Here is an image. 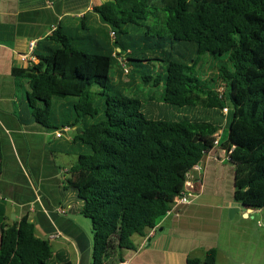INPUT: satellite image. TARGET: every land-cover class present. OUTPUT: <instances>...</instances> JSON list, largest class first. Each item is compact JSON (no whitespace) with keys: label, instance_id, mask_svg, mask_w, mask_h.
I'll use <instances>...</instances> for the list:
<instances>
[{"label":"trees","instance_id":"16d2710c","mask_svg":"<svg viewBox=\"0 0 264 264\" xmlns=\"http://www.w3.org/2000/svg\"><path fill=\"white\" fill-rule=\"evenodd\" d=\"M93 11L116 34L122 76L133 64L161 61L166 74L155 84L164 87L165 105L199 107L214 116L228 109L224 142L211 117L148 118L139 99L109 94L113 50H84L81 39L61 27L47 38L55 45L49 56L13 70L28 85L27 105L36 123L55 132L78 127L73 141L87 152L69 170L64 189L77 194L81 215L91 223L94 264L135 250L133 237L156 229L184 192L187 175L216 148L217 135L218 148L231 152L235 166L234 201L264 209V0H110ZM137 40L145 45L137 47ZM167 42L197 59H178ZM207 57L216 79L196 72ZM131 74L129 69L126 76ZM54 99L74 100L69 116L55 123ZM52 255L49 240L37 236L27 216L7 223L0 212V264H49ZM217 257L213 249L189 264H216Z\"/></svg>","mask_w":264,"mask_h":264},{"label":"crops","instance_id":"0c3cea01","mask_svg":"<svg viewBox=\"0 0 264 264\" xmlns=\"http://www.w3.org/2000/svg\"><path fill=\"white\" fill-rule=\"evenodd\" d=\"M108 1L0 0V212L7 223L27 216L37 236L49 240L52 264H94L93 235L83 221L82 202L75 192L64 189L69 170L87 150L73 141L78 127L57 138L58 131L33 120L25 95L19 96V89L25 86L27 93L28 85L15 78L13 70L27 69L49 56L55 45L47 38L59 27L64 34L80 38L84 50H113L117 57L121 49L115 46L113 30L93 11ZM33 41L37 61L30 65L21 56L28 54ZM68 102L62 106L64 115L74 100ZM162 110L153 105L157 114ZM209 117L221 126L223 136L227 116L209 113ZM221 152H210L201 162L202 170L193 173L202 183H195V197L189 203L174 206L152 233L134 236L135 250L118 252L103 264H189V260L203 261L213 249L218 251L216 264H246L244 246L231 250L229 242L223 247L222 240L230 232V222L240 215L249 221L260 210L232 207L235 166L221 158ZM61 155H74L75 160L61 162ZM59 209L66 213L60 214Z\"/></svg>","mask_w":264,"mask_h":264},{"label":"rangeland","instance_id":"374dc122","mask_svg":"<svg viewBox=\"0 0 264 264\" xmlns=\"http://www.w3.org/2000/svg\"><path fill=\"white\" fill-rule=\"evenodd\" d=\"M128 31L130 33H136L138 30L135 27H129ZM137 47L144 46L145 43L137 40L135 42ZM147 44H151L147 41ZM167 49L171 50L175 57L178 59H192L196 60V56L189 55L182 46L178 43L171 44L167 42ZM152 46V45H151ZM110 49L113 48V43L109 44ZM159 50V49H157ZM150 52V51H149ZM124 56H121L123 59ZM139 58V57H138ZM141 58V57H140ZM151 56H147L142 59H150ZM208 58V57H207ZM201 58L203 63L198 65L196 72L199 76L205 79H216L217 70L215 64L208 58ZM116 62L113 65L111 78H112V91L110 95H123L133 99H139L143 103V113L148 118L167 120V121H177L184 117L206 119L209 117L208 114L204 113L201 109L198 108H178L167 106L162 101V96L164 92L163 85L156 87V78L157 76H165L166 74V63L161 61H145L142 65L139 63L133 64L129 69L131 70V75L122 76V63L119 59L115 60ZM217 61V60H216ZM225 61V58H221L217 61L216 66H220L219 63ZM128 69V70H129ZM143 77H150L151 79L146 82L143 80ZM212 86L211 83L208 84ZM220 86V85H219ZM25 86L19 89V96L25 95L24 103H27V97L25 92ZM69 100H60L54 99L53 103V117L52 122L55 123L56 119H64L69 116L70 112L67 111L66 115L62 113V106L68 104ZM99 101H103L100 99ZM153 105L162 106L163 110L159 114L157 111H153ZM72 106H70L71 109ZM198 110L197 115L195 112ZM201 111V112H199ZM215 112V111H214ZM210 118V117H209ZM90 122V121H89ZM74 135V133H73ZM223 142L228 139V129L226 128L223 136L221 137ZM61 141H66L62 139ZM75 147V145H71ZM70 146V147H71ZM61 162L72 163L75 160L74 155H61ZM78 203V202H77ZM80 205V202L78 203ZM255 214L251 216V220L244 221L239 216L234 222H230L228 225L230 227V232L227 235V238H223L222 245L225 247V243L229 242L231 250H234L235 247L239 249L240 245H243V254L246 257V264H264V209L259 212H254ZM241 214V213H240ZM230 218V217H229ZM83 221L88 223L91 227V223L88 219L83 218ZM227 224V222H226ZM244 231V232H242ZM225 250H228L225 248ZM49 264H52L49 262Z\"/></svg>","mask_w":264,"mask_h":264},{"label":"built area","instance_id":"2783aa9c","mask_svg":"<svg viewBox=\"0 0 264 264\" xmlns=\"http://www.w3.org/2000/svg\"><path fill=\"white\" fill-rule=\"evenodd\" d=\"M111 36L113 39H116V34L115 32H112L111 33ZM35 48H36V43L33 41L31 42L30 46H29V52L28 54L26 55H22L21 56V61L22 62H27L29 63L30 65H32L35 61H37L36 57H35ZM117 59H119L121 61V63H124V60L121 58V57H117ZM33 66V65H32ZM31 67V66H30ZM128 69L125 70V73H128ZM225 115L228 114V109H225L224 112H223ZM71 131V128L70 127H67V128H64V129H61L59 130L57 133H56V137L57 138H62L64 137V135L66 133H69ZM219 140H220V136L217 135L216 136V141H215V146L216 148H214L211 152L214 153V150H222L221 148H218L219 146ZM210 153V152H209ZM208 153V154H209ZM223 157V159L225 160H230V154L231 152H226L225 150H223V152H221ZM207 154V155H208ZM216 154V153H214ZM217 155V154H216ZM202 170V167H201V163L194 166L192 171L187 175V180H186V184H185V188H184V192L182 193L181 196L177 197L175 199V206L178 205V204H185V203H189L190 200L192 198L195 197V183L197 182L199 185H201L202 183V180L200 178L196 179L194 176H193V173L194 172H200ZM60 214H65L66 211L63 210V209H59L58 211ZM154 230L151 231V233L153 232ZM120 264H125V263H120Z\"/></svg>","mask_w":264,"mask_h":264},{"label":"water","instance_id":"95a60500","mask_svg":"<svg viewBox=\"0 0 264 264\" xmlns=\"http://www.w3.org/2000/svg\"><path fill=\"white\" fill-rule=\"evenodd\" d=\"M232 207H233V208H238L239 210L244 208V206H243V205H241V204H238V203H235V204H233V206H232ZM231 212L233 213V211H232V210H231Z\"/></svg>","mask_w":264,"mask_h":264}]
</instances>
